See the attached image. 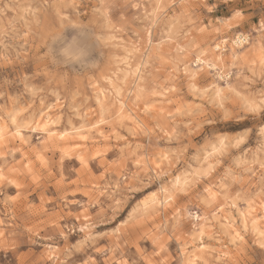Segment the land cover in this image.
<instances>
[{
	"label": "clouds",
	"instance_id": "clouds-1",
	"mask_svg": "<svg viewBox=\"0 0 264 264\" xmlns=\"http://www.w3.org/2000/svg\"><path fill=\"white\" fill-rule=\"evenodd\" d=\"M0 264H264V0H0Z\"/></svg>",
	"mask_w": 264,
	"mask_h": 264
},
{
	"label": "rangeland",
	"instance_id": "rangeland-1",
	"mask_svg": "<svg viewBox=\"0 0 264 264\" xmlns=\"http://www.w3.org/2000/svg\"><path fill=\"white\" fill-rule=\"evenodd\" d=\"M4 23H5V26H7V21H5ZM201 143L204 144L205 141H201ZM216 145H217L216 141L212 140L210 138L208 140V142L206 143V147H205V151L203 152V156H206L209 159H212L214 156L218 155L219 151L213 150V147ZM211 150H213L212 151L213 153L211 152ZM107 159H109V160L114 159V155L112 153H109ZM92 167H93V171H94L95 175H100V173L103 171V169L98 168L95 164H93ZM194 167H195V164H194ZM156 190H157L156 185L140 186V185L135 184V183L132 184L124 192V196H123L124 206H123L122 211L117 215V217H115L108 224L106 230L114 229L117 226L123 224L124 221L127 220L129 216H136L138 213H140L142 211V205H141L142 200L147 199L149 196H151L153 193H155ZM100 244L101 245L106 244V241L101 240ZM142 246L147 248L149 251H151L152 246H151L150 242H144L142 244ZM174 247H175V245H172L170 247V250ZM133 251H134V249H133Z\"/></svg>",
	"mask_w": 264,
	"mask_h": 264
},
{
	"label": "snow or ice",
	"instance_id": "snow-or-ice-1",
	"mask_svg": "<svg viewBox=\"0 0 264 264\" xmlns=\"http://www.w3.org/2000/svg\"><path fill=\"white\" fill-rule=\"evenodd\" d=\"M223 148V141L218 142L216 146H214L215 151H221Z\"/></svg>",
	"mask_w": 264,
	"mask_h": 264
},
{
	"label": "bare ground",
	"instance_id": "bare-ground-1",
	"mask_svg": "<svg viewBox=\"0 0 264 264\" xmlns=\"http://www.w3.org/2000/svg\"><path fill=\"white\" fill-rule=\"evenodd\" d=\"M212 148V147H211ZM213 150H214V147H213ZM213 150H211V152L213 151ZM208 151V150H207ZM209 152V151H208ZM210 152V153H211ZM213 153V152H212ZM206 154V153H205ZM208 154V153H207ZM155 192V191H154ZM151 195V194H150ZM152 196V195H151ZM150 197V196H149ZM149 197L147 198V199H145V200H142V203H141V205L143 206V205H145L147 202H148V200H149Z\"/></svg>",
	"mask_w": 264,
	"mask_h": 264
}]
</instances>
